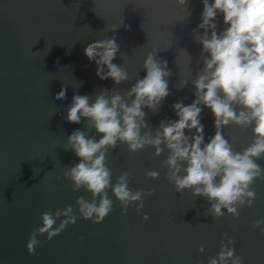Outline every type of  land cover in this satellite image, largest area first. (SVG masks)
I'll return each mask as SVG.
<instances>
[{
	"label": "water",
	"instance_id": "95a60500",
	"mask_svg": "<svg viewBox=\"0 0 264 264\" xmlns=\"http://www.w3.org/2000/svg\"><path fill=\"white\" fill-rule=\"evenodd\" d=\"M184 7L187 12L175 0H0V264H208L224 233L234 237L243 264H264V235L251 227L264 218V181L253 184L257 200L241 210L238 220L227 214L214 220L204 215L211 206L204 197H193L190 190L174 192L162 164L167 152L154 157V149L147 147L131 153L124 144L109 150L108 166L113 183L129 171L131 189L155 190L142 212L138 215L132 207L121 215L109 190L113 211L101 223L78 219L51 240L39 236L35 254L28 251L31 233L42 226L41 213L66 205L75 210L77 197L91 196L84 190L73 192L63 177L67 167L79 162L74 151L65 150L67 137L77 129L96 135L83 119L80 124L67 122L74 94L94 101L100 89L116 88L123 95L144 78V59L154 53L167 62L171 76L166 77L170 95L159 110L143 109L153 132L161 120L178 119L174 103L195 100L191 81L203 61L193 30L201 22L203 3L187 0ZM215 22L219 34L226 27L222 14ZM113 37L119 45L113 63L129 75L119 85L111 78L99 79L95 62L84 54L88 44ZM181 80L188 84L178 89ZM65 84L66 99H56ZM200 107L207 143L215 134L214 117L209 108ZM223 134L226 139L239 137L235 151L252 142L251 128L241 131L230 125ZM257 163L264 166V159ZM151 170L159 172L158 179H146ZM144 213L150 217L147 222L141 221ZM201 245L203 253L198 251Z\"/></svg>",
	"mask_w": 264,
	"mask_h": 264
},
{
	"label": "clouds",
	"instance_id": "9594fccd",
	"mask_svg": "<svg viewBox=\"0 0 264 264\" xmlns=\"http://www.w3.org/2000/svg\"><path fill=\"white\" fill-rule=\"evenodd\" d=\"M175 2L187 12L184 7L187 0ZM202 3L201 22L193 35L202 45L203 67L191 81L195 100L190 105L180 101L172 106L177 120H161L153 132L145 119V107L155 113L170 95L166 77L171 72L167 62L158 61L154 53L144 59V78L123 95L116 88L100 89L94 101L89 95L74 94L66 110L67 122L80 124L83 119L85 127L96 135L89 136L88 132L77 129L67 137L65 150L74 151L79 162L67 167L63 177L72 183L73 192L84 190L91 196L77 197L75 210L72 205H66L63 210L41 213L42 226L33 230L27 245L30 255L35 254L40 244L39 236L51 240L78 219L101 223L113 211L109 190L119 202L121 215H127L132 207L138 215L142 212L146 197L155 190L131 189L129 171H123L113 183L107 154L118 144L126 145L131 153L151 147L154 157L167 152L162 161L166 180L174 192L190 190L193 197H204L211 205L205 216L216 220L227 214L238 220L243 208L254 206L257 193L252 186L257 180L264 181V166L257 163L264 159V0H213L212 3L202 0ZM218 13L226 25L219 34L215 22ZM200 29L204 30L202 34ZM118 51L119 45L113 37L88 44L84 54L95 62L99 79L111 78L119 85L128 81L129 75L126 68L113 63ZM187 84V80H181L176 87ZM66 93L67 84L56 99H66ZM201 105L209 108L214 117L215 134L207 143L200 120ZM230 125L241 131L251 128L252 142L240 151L234 150L239 137L230 135L226 139L223 134ZM143 129L147 130L142 132ZM185 130L191 135H186ZM145 177L158 179L159 172L147 171ZM149 218L144 213L141 221L147 222ZM173 220L174 217H169V222ZM251 227L264 235V218L253 221ZM234 245V237L224 233L219 252L208 264H243ZM198 251L203 253L204 246Z\"/></svg>",
	"mask_w": 264,
	"mask_h": 264
}]
</instances>
